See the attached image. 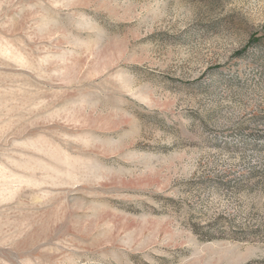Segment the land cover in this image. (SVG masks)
Returning a JSON list of instances; mask_svg holds the SVG:
<instances>
[{
	"label": "rangeland",
	"instance_id": "rangeland-1",
	"mask_svg": "<svg viewBox=\"0 0 264 264\" xmlns=\"http://www.w3.org/2000/svg\"><path fill=\"white\" fill-rule=\"evenodd\" d=\"M0 264H264V0H0Z\"/></svg>",
	"mask_w": 264,
	"mask_h": 264
}]
</instances>
